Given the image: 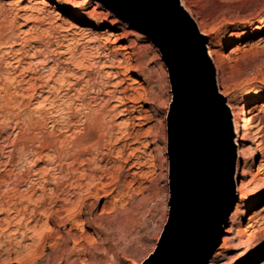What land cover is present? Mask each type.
Masks as SVG:
<instances>
[{"label":"rangeland","instance_id":"374dc122","mask_svg":"<svg viewBox=\"0 0 264 264\" xmlns=\"http://www.w3.org/2000/svg\"><path fill=\"white\" fill-rule=\"evenodd\" d=\"M84 1L0 0V264H141L168 221L166 65L139 27ZM184 4L207 32L208 55L210 41L219 53L218 68L210 60L218 91L249 118L236 161L244 195L234 196L206 264H264V0ZM54 151L60 166L35 155ZM74 151L95 184L75 190L77 208L59 210L38 241L45 216L61 205L50 189L63 198L67 177L80 175L65 158Z\"/></svg>","mask_w":264,"mask_h":264},{"label":"water","instance_id":"95a60500","mask_svg":"<svg viewBox=\"0 0 264 264\" xmlns=\"http://www.w3.org/2000/svg\"><path fill=\"white\" fill-rule=\"evenodd\" d=\"M98 1L153 41L171 84L169 216L163 240L141 264H206L229 213L236 160L231 115L216 86L207 39L179 0Z\"/></svg>","mask_w":264,"mask_h":264},{"label":"bare ground","instance_id":"6f19581e","mask_svg":"<svg viewBox=\"0 0 264 264\" xmlns=\"http://www.w3.org/2000/svg\"><path fill=\"white\" fill-rule=\"evenodd\" d=\"M84 1V0H83ZM184 1H186V0H179V2H180V4H181V6H183V8H184V10H185V12L189 15H191V6L190 5H188V4H184ZM76 2V1H75ZM85 2V1H84ZM82 4H83V2H82ZM74 5H76V6H78L77 4H74ZM75 6H73V8H74ZM77 8V7H76ZM77 17V16H76ZM195 21H196V23L198 24V27L200 28V32H201V34H203V35H205V34H207V32H206V30L204 29V28H201L200 27V21L199 20H197V19H195ZM75 26V25H74ZM77 26V25H76ZM197 27V28H198ZM80 28V27H79ZM82 30H83V28H82ZM88 30V29H87ZM89 31H91V29L89 30ZM87 32V31H86ZM83 33V32H82ZM103 34V33H102ZM82 36V35H81ZM98 37V36H97ZM95 38V37H94ZM99 39V38H98ZM14 42V41H13ZM218 58H219V53H218V51H217V49H215V46H214V42L213 41H210V48H209V55H208V59H209V61L210 60H212L213 62H214V67L215 68H218ZM72 62V61H71ZM212 63V62H211ZM29 68V67H28ZM212 68H213V65H212ZM215 72V71H214ZM1 73V72H0ZM8 81V80H7ZM23 81V80H22ZM25 81V80H24ZM17 83V82H16ZM5 84H7V83H5ZM29 84H30V82H29ZM31 86H32V89H35L34 88V84H32V82H31ZM30 87V86H29ZM23 88V87H22ZM21 89V88H20ZM46 90V89H45ZM47 91V90H46ZM224 97L226 96L227 97V99H226V105H227V107H228V109H229V111H230V115H231V121H232V126H233V135H234V141H233V143L235 144V153H236V160H235V167H234V174H233V182H234V184H236L235 183V181L236 180H238V182H239V185H238V188L236 189V192H234V194L235 195H233V198H234V196H237V197H242L244 194H243V188L245 187V184H244V182L242 181V180H240V179H237V175H236V161H237V153L239 154V153H241V152H243L242 151V149H241V146L243 145V141L245 140V133H244V130L246 129V127H247V125L249 124V118H246L245 116H242V112L241 111H239L238 110V108H237V106L234 104V103H232L231 102V99L228 97V93L225 91V90H221V91H219ZM5 93V92H4ZM19 93H21V91L19 92ZM37 93V92H36ZM10 96V95H9ZM4 97V96H3ZM41 97V96H40ZM4 99V98H3ZM256 99V96L253 94V95H251L250 96V98H249V101H248V103H251L252 101H254ZM15 100H16V98H15ZM20 100V99H19ZM39 103V102H38ZM81 103V102H80ZM83 104V103H82ZM3 105V104H2ZM50 105V104H49ZM263 107H264V105H262ZM9 107V106H8ZM57 112V111H56ZM2 113V112H1ZM54 113V112H53ZM5 114V113H4ZM85 114V113H84ZM45 115V114H44ZM84 118H85V116H84ZM87 119V118H86ZM239 119H240V121H239ZM83 120V119H82ZM67 121V120H66ZM86 122V121H85ZM22 123V122H21ZM75 123V122H74ZM81 123V122H80ZM86 123H88V122H86ZM63 124V123H62ZM70 124V123H69ZM73 124V123H72ZM44 125V124H43ZM20 127V126H19ZM65 129H67V127L65 126ZM63 130V129H62ZM29 131V130H28ZM66 132V131H65ZM72 132V131H71ZM104 134V133H103ZM112 135H113V133H112ZM114 136V135H113ZM108 137V136H107ZM34 138V137H33ZM251 142H253L254 143V138L252 137L251 138ZM70 144V143H69ZM236 145H237V147H236ZM259 146V152H260V154H261V156H262V159H261V161H260V164H259V166H258V170L259 171H263L264 170V145H262V143H259L258 144ZM240 147V148H239ZM50 149V148H49ZM48 149V150H49ZM237 149V150H236ZM37 151V150H36ZM83 152V151H82ZM34 153V152H33ZM84 153V152H83ZM35 155L36 156H38V158L39 159H43V157H46V158H44L43 160H45L47 163H51L52 165H54L53 163H56L57 165H61V163H62V159H64V157H62V159L60 160V158H59V155H58V153H56V151H54L52 154H50V155H47L46 153L45 154H43L42 155V153L41 152H35ZM82 154H81V152L80 151H74L71 155H69V156H66L65 158L67 159V158H72L71 159V161H72V163H73V165L74 164H78V167L76 166V167H73L72 168V166H71V169H72V171L71 172H73V171H77L80 175H79V177L78 178H74V179H72V176L71 175H69V177H67V179H68V186H69V190H73V192L71 191V192H69V190L67 189V191H65L66 192V195L63 197V198H61V197H59V194H58V191H55V190H51L50 189V191H52L51 193L52 194H54L53 195V198L51 199V202L53 203L52 205H57V202H61V205H60V207L59 208H55V209H51V211H50V214H46L47 216H45L46 217V221L44 222V226H43V230H44V232L43 231H41L40 233L38 232V234L36 235V240H38V241H41L40 239H44V238H42L43 237V234H46L47 235V233L46 232H50L51 231V226H50V222L51 221H55V218H58V212H59V210H62V208H64L65 207V212H67L68 210H69V212H70V208L71 207H69L70 205L72 206V207H76L77 208V206L76 205H78V204H76V203H79V202H76L75 203V201L73 202L72 201V199H71V195H73V194H75V190H77V193L81 190V188L83 187V186H85L84 187V189H85V191H86V193L87 192H89V189L92 187V185L93 184H95V177L94 176H92L91 174H88L86 171V166H85V168L83 167V165H84V161H82V160H80V156H81ZM112 156V155H111ZM84 158H86V157H84ZM37 159V158H36ZM112 159V158H111ZM110 159V160H111ZM85 160V159H84ZM87 160V162H88V159H86ZM71 163V164H72ZM88 165V164H87ZM48 166V165H47ZM46 167V166H45ZM83 167V168H82ZM47 168V167H46ZM96 168V167H95ZM239 168V167H238ZM52 169H54V168H52ZM70 169V170H71ZM89 169V168H88ZM42 170H44V169H41L40 170V173H42V176H43V173L45 172L46 173V171H42ZM56 170V169H55ZM68 170V169H67ZM96 170V169H95ZM94 171V170H93ZM97 171V170H96ZM70 172V173H71ZM44 173V174H45ZM50 173V172H49ZM90 173V172H89ZM38 174V173H37ZM39 175V174H38ZM78 176V175H77ZM92 176V177H91ZM41 177V176H40ZM58 178V177H57ZM85 178H88V180H84ZM100 178V177H99ZM42 179V178H41ZM44 179V178H43ZM50 179V178H49ZM34 180V179H33ZM65 180V179H64ZM85 181V183H84V181ZM58 181V180H57ZM41 183H42V188L44 187V181H41ZM40 183V184H41ZM98 184H100V183H98ZM31 185H32V183H31ZM38 186V185H37ZM58 186V185H57ZM91 186V187H90ZM58 188V187H57ZM59 190V189H58ZM49 191V192H50ZM72 193V194H71ZM262 195H264V189L261 191V193H260V196H262ZM47 199V198H46ZM29 200V199H28ZM233 200V199H232ZM232 200L230 201V203H229V206H230V204H231V202H232ZM79 201H81V200H79ZM50 202V203H51ZM81 202H83V201H81ZM80 202V203H81ZM67 204H69V206H66ZM80 205V204H79ZM11 206V205H10ZM83 206V205H82ZM7 207V206H6ZM67 207H69V208H67ZM23 208V207H22ZM81 206L78 208V211L77 212H75L76 214L78 213V214H81ZM14 210H15V208H14ZM64 210V209H63ZM17 211V210H16ZM19 212V211H18ZM10 213V212H9ZM29 213H31V212H29ZM35 211L33 212L32 211V213L30 214V216L31 217H35ZM7 214V213H6ZM23 214V213H22ZM68 214V213H67ZM70 214H71V212H70ZM74 214V213H73ZM66 215V217H67V223H68V221L70 222H72L73 221V219L76 217V214H75V216L74 215ZM77 214V215H78ZM28 215V214H27ZM254 215V214H253ZM52 216V217H51ZM80 216V215H79ZM18 217V216H17ZM22 217V216H21ZM37 218V217H36ZM36 218H35V220H36ZM262 218V217H261ZM252 219V218H251ZM25 220V219H24ZM34 220V219H33ZM224 220L225 219H223V221H222V224H221V227H222V225H223V222H224ZM66 221V220H65ZM253 221H255V219L253 220ZM262 221V220H261ZM261 221H259V224H261L262 222ZM35 223V225L34 226H30V229L31 230H33V232L35 231V228H36V225H38L37 224V220L34 222ZM52 223V222H51ZM264 224V223H263ZM18 225V224H17ZM21 226V225H20ZM40 226V225H39ZM42 227V226H41ZM41 229V228H40ZM230 229V228H229ZM228 229V230H229ZM228 230H226L227 232H228ZM221 231V230H220ZM32 232V231H31ZM3 234V233H2ZM71 237L73 238V236L71 235ZM70 237V238H71ZM73 241H74V239H73ZM8 242V241H7ZM10 243V242H9ZM2 244V243H1ZM4 245V244H3ZM2 245V246H3ZM6 249V248H5ZM6 251V250H5ZM2 253V252H1Z\"/></svg>","mask_w":264,"mask_h":264},{"label":"snow or ice","instance_id":"6c2138e0","mask_svg":"<svg viewBox=\"0 0 264 264\" xmlns=\"http://www.w3.org/2000/svg\"><path fill=\"white\" fill-rule=\"evenodd\" d=\"M161 240H163V237H161ZM157 251H159V248L157 249Z\"/></svg>","mask_w":264,"mask_h":264}]
</instances>
